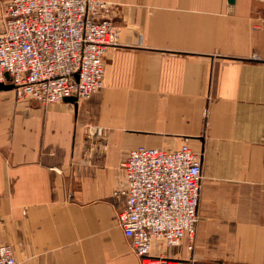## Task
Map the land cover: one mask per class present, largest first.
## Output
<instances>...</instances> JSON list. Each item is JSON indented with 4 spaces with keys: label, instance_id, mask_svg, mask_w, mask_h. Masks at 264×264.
I'll return each instance as SVG.
<instances>
[{
    "label": "crops",
    "instance_id": "0c3cea01",
    "mask_svg": "<svg viewBox=\"0 0 264 264\" xmlns=\"http://www.w3.org/2000/svg\"><path fill=\"white\" fill-rule=\"evenodd\" d=\"M100 1L118 44L99 91L43 106L0 83V246L18 264H140L115 222L122 163L187 144L202 153L195 235L153 251L264 264V0Z\"/></svg>",
    "mask_w": 264,
    "mask_h": 264
},
{
    "label": "built area",
    "instance_id": "2783aa9c",
    "mask_svg": "<svg viewBox=\"0 0 264 264\" xmlns=\"http://www.w3.org/2000/svg\"><path fill=\"white\" fill-rule=\"evenodd\" d=\"M111 9L100 0H8L0 31V83L8 77L17 100L43 106L96 93L104 83L103 56L118 44ZM201 158L187 144L128 152L124 187L113 193L122 198L115 222L140 264H199L170 259L153 246L193 240ZM0 264H18L9 245L0 246Z\"/></svg>",
    "mask_w": 264,
    "mask_h": 264
},
{
    "label": "water",
    "instance_id": "95a60500",
    "mask_svg": "<svg viewBox=\"0 0 264 264\" xmlns=\"http://www.w3.org/2000/svg\"><path fill=\"white\" fill-rule=\"evenodd\" d=\"M227 2H228V3H233L234 0H227ZM0 87H2L1 84H0ZM64 100H65V101H68V102H74V101H76V99H75V98H72V97H67V98H65Z\"/></svg>",
    "mask_w": 264,
    "mask_h": 264
},
{
    "label": "rangeland",
    "instance_id": "374dc122",
    "mask_svg": "<svg viewBox=\"0 0 264 264\" xmlns=\"http://www.w3.org/2000/svg\"><path fill=\"white\" fill-rule=\"evenodd\" d=\"M101 134H102V131L99 128H97L95 131V136H101Z\"/></svg>",
    "mask_w": 264,
    "mask_h": 264
}]
</instances>
